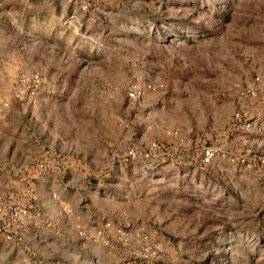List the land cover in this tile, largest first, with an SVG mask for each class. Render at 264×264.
Returning <instances> with one entry per match:
<instances>
[{
    "label": "rangeland",
    "instance_id": "1",
    "mask_svg": "<svg viewBox=\"0 0 264 264\" xmlns=\"http://www.w3.org/2000/svg\"><path fill=\"white\" fill-rule=\"evenodd\" d=\"M253 73L264 0H0V264H264V135L230 119Z\"/></svg>",
    "mask_w": 264,
    "mask_h": 264
},
{
    "label": "built area",
    "instance_id": "2",
    "mask_svg": "<svg viewBox=\"0 0 264 264\" xmlns=\"http://www.w3.org/2000/svg\"><path fill=\"white\" fill-rule=\"evenodd\" d=\"M40 79L37 74H20L15 80V84L12 90V97L18 101L31 102L34 100L39 87ZM130 96L133 94L130 93ZM250 106L257 107L261 110V117L257 120L251 118L249 114ZM231 122L236 129H239L245 133L256 132L264 135V80L259 73H253L251 78L243 84L241 88L236 90L234 95V107L231 112ZM161 148L159 145L152 143L146 151L130 150L126 154V160H132L135 158L150 159L156 158L160 155ZM215 158L227 159L229 162H241L247 163L244 158L238 159L236 155H231L224 151L222 147L211 145L204 148L202 152V163L209 164ZM263 162V160H261ZM26 211H20L25 214ZM19 213V214H20ZM14 214V217H17ZM114 230L119 236L123 237L124 233L120 229H113L110 224H105L99 230L86 231L83 228L77 226L76 232L79 237L84 238L86 236L93 239H102L106 233ZM141 247L138 253L135 255L139 257L154 259L158 254L157 244L147 238L141 236ZM136 256V257H137ZM124 264H133L130 261H126Z\"/></svg>",
    "mask_w": 264,
    "mask_h": 264
}]
</instances>
